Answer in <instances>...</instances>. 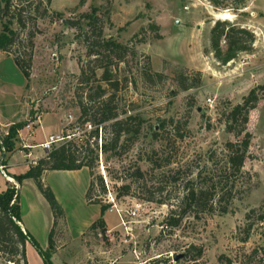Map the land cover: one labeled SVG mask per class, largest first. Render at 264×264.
Segmentation results:
<instances>
[{
    "label": "rangeland",
    "instance_id": "374dc122",
    "mask_svg": "<svg viewBox=\"0 0 264 264\" xmlns=\"http://www.w3.org/2000/svg\"><path fill=\"white\" fill-rule=\"evenodd\" d=\"M79 1L50 0L37 13L33 12L36 1L31 7L23 0L13 1L17 8L24 9L25 18L35 19L28 21L24 29L12 26L20 47H26L28 35H32L27 87L12 57L0 53V140L9 128H21L14 141L15 150L4 154L0 149V163L12 155L9 163H17L7 170L5 160L4 173L18 176L36 164L38 160L34 158L43 154L41 148H33L32 156H28L20 144L27 138L31 144H41L37 129L41 123L55 126L47 134L54 132L63 138L50 151L72 137L92 142L90 133L94 127L80 123L78 102L87 104L93 114L96 100L88 103L86 95L93 94L99 85L109 90V85L99 83V65L111 68L112 81L123 80L116 104L120 110L133 109V114H140L144 130L135 145L121 141L123 144L120 142L113 157L99 154L93 169L106 190L102 195L95 188L93 196L110 206L106 221L112 230L94 227L80 239H71L69 224L91 211L82 196L87 175L79 173L73 180L67 176L43 177L42 183L50 190L51 185L58 186V198L54 197L63 211L55 234L57 251L51 254V263L151 264L159 259L175 264L192 245L202 248L199 264H219L221 256L239 264L253 249L264 248V223L254 225L246 243L239 241L245 214L264 203V94L248 116L246 129L251 140L243 166L245 176L235 184L237 194L233 195L228 213L203 214L196 219L188 215L177 226L164 223L181 197L184 183L199 171L210 172V153L215 155L213 162L221 166L223 145L234 141L224 131L223 113L241 103L251 89L264 84V0H228L218 8L208 0H86L82 6ZM43 8L46 14L39 17ZM92 8L97 9L102 39L127 48L122 62H101V58L95 62L87 56L91 41L84 40L91 35L80 16ZM223 13H228V20L217 18ZM217 21L252 33V53H242L226 65L219 64L209 41L210 29ZM68 22L82 24V31ZM147 64L149 71L163 74L164 80L145 84L142 70ZM181 70L189 73V80L199 73L200 85L181 91L175 82ZM87 77H91L88 83ZM36 116L40 117V125L34 123ZM108 126L98 130L99 145L101 138H110L105 131ZM136 168L144 173L142 179L131 177ZM176 172L179 182L173 183L171 178ZM125 185L130 186L127 197L120 195ZM5 187L19 192L22 225L34 233L30 232L46 251L48 235H42L40 221H50L51 227L53 216L35 183L26 180L19 191L12 177L6 178L0 172V191ZM147 197H152L154 203L146 202ZM111 200L121 211L141 204L136 219H124L128 231L119 224L115 212H110ZM25 255L27 264H43L31 245L26 246Z\"/></svg>",
    "mask_w": 264,
    "mask_h": 264
},
{
    "label": "trees",
    "instance_id": "16d2710c",
    "mask_svg": "<svg viewBox=\"0 0 264 264\" xmlns=\"http://www.w3.org/2000/svg\"><path fill=\"white\" fill-rule=\"evenodd\" d=\"M14 0H0V53L11 56L15 66L21 72L25 86L28 85L30 78L29 71L31 68V50L32 35L29 34L26 40V47L17 45V33L12 30L16 25L19 29H24L28 21L34 20L24 17V9L17 8L13 4ZM36 1L33 12L37 13L42 8V4H49L50 0H23L24 4L31 7ZM86 0H80L79 5H84ZM214 8H218L220 3L228 0H208ZM39 17L46 14V10L41 9ZM97 9L92 8L88 14H81L85 28L88 29L90 37L85 38L88 43V57H93L94 61L101 58L107 61L122 62L124 55L128 53L126 47L113 40H103L101 29L98 28L99 18L96 16ZM59 16V14H55ZM44 17V16H43ZM72 27H77L78 23L68 22ZM82 24L78 25L79 31H82ZM210 50L214 59L221 65H226L234 61L239 54H250L253 51L254 36L248 30L230 24L229 22L217 21L209 32ZM26 51V52H25ZM104 52L105 54H102ZM134 55L132 52H130ZM102 69L100 82L110 86L109 90L102 89L99 85L93 94H87L85 100L88 103H94L96 100V109L90 114L91 108L82 101L78 102L80 112V123L89 124L94 127L90 133L92 142L79 141L75 137L69 141L52 148L44 158L39 159L34 166L21 175L12 177L18 186L26 180H32L38 192L48 204L53 216V221L48 233V249L42 250L36 240L21 227V215L19 204V193L12 187H5L0 191V264H27L25 249L27 245L35 248L43 264H52L50 261L51 254L57 251L55 242L56 228L58 223H62L63 211L57 203L52 191L42 183L44 175L52 171H78L86 168L89 173V185L85 193V201L88 205L99 207L100 217L90 226L89 229L99 227L101 231L105 230L103 216L109 209L108 204H102L101 200L94 198L93 192L97 188L102 195L105 194V186L101 177L95 176L93 169L98 161V155L109 154L111 157L116 155L121 141L135 145L143 134L144 121L140 114H133V109L120 110L116 104L117 93L123 80L112 81L111 68L98 66ZM142 80L145 84H153L164 80L161 73H152L149 71L148 64L146 69L142 70ZM83 74V73H82ZM187 71H179L175 76V82L181 91H187L197 88L200 85V74L195 73L194 78L189 80ZM91 77L86 78V83ZM125 83V81H124ZM264 94V84L256 86L242 98L241 103L228 107L223 113L224 131L234 137V141H228L223 145V160L221 166L213 162L214 154L207 163H211L210 172L199 171L187 180L182 187V195L173 210L169 213L170 217L164 222L170 226H177L186 216L190 215L195 219L199 215L218 213L227 214L233 195L237 194L236 182L241 180L245 173L243 172L244 162L247 158L248 148L250 145L251 135L247 132L249 113L255 109L257 103ZM109 124V139L101 138V144H98V130H102L103 125ZM18 128H9L7 135L0 140V149L4 154L11 153L15 150L14 141L17 137ZM122 143V142H121ZM122 143V144H123ZM84 154V156H82ZM5 162L3 160L2 164ZM144 173L136 168L132 174L134 179H142ZM173 183L179 182V174L176 172L171 178ZM8 185V182H5ZM130 186L121 187V196H129ZM146 202L154 203L152 197L145 198ZM162 204L161 202H155ZM256 223H264V203L258 209L248 211L244 216L243 227L241 228L242 236L239 239L241 243H246L250 238L252 229ZM203 251L201 247L189 246L185 252L178 258L175 264H199ZM262 257V258H261ZM219 264H232V262L223 256L218 258ZM165 264L167 261L155 259L151 264ZM239 264H264V248H255L249 255L244 256Z\"/></svg>",
    "mask_w": 264,
    "mask_h": 264
},
{
    "label": "crops",
    "instance_id": "0c3cea01",
    "mask_svg": "<svg viewBox=\"0 0 264 264\" xmlns=\"http://www.w3.org/2000/svg\"><path fill=\"white\" fill-rule=\"evenodd\" d=\"M41 124H42V126L40 125V127H38L37 129L40 132V135L42 137V142L41 143H43L49 136H55L56 133L53 132V133L47 134V132H52V131L55 130V126H52V124H50V123H44V124L41 123ZM1 126H2V124H0V127ZM21 141H22L21 144H20V145H22L21 148L24 149L25 152H28L30 154V156H32L31 150L33 148L37 147L38 145H40V143L38 145L29 143L28 142V138L25 139V140H21ZM28 147H30V149ZM43 155L44 154H42L38 158H34V159L39 160V159H41L43 157ZM13 156L14 155H12L11 157L8 156V158L5 159L6 161H8V163L5 162V168L7 170H10V169L12 170L17 165V163L16 164L9 163L10 160L13 159ZM79 173H86V175H87V179H86L87 186L83 188V192H82V196H83V198L85 200V193H86V190L88 188L89 181H90V179H89V173H88V170L86 168H82V169H80L78 171H52V172L46 173L44 175V178L49 177V176H51V177H55V176L64 177V176H67V178L69 177V179H72L73 180V179H75V178L77 179L79 177L78 176ZM21 188L22 187L19 186L18 190L20 191ZM50 188H51V191L54 194V196L56 198H58V195H57V192H59L58 186L56 187L54 185H51ZM65 191H67V188L65 189ZM84 203H85V205L87 204L86 201ZM87 207L89 209H91V211H90V213H89L88 216L78 217L75 220V222L69 224L70 237L73 240L80 239L89 230L90 226L100 217V210H99V207L98 206H95V205H87ZM85 208H86V206H85ZM106 216H107V213H105V215L103 216V221H104V224H105V228L107 230H112V228H110L108 226V223L106 221ZM40 223H41L40 224V231L42 232V235L43 234H47L48 235V232H49V229H50V221L49 222L48 221L47 222H43V223H42V221H40ZM21 227L23 228L24 231L26 230V232H28L30 234L31 231L29 232L25 228V226L23 227V225L21 224ZM32 234H34V233H32ZM39 246L41 248V245H39ZM41 249L43 250V248H41Z\"/></svg>",
    "mask_w": 264,
    "mask_h": 264
},
{
    "label": "built area",
    "instance_id": "2783aa9c",
    "mask_svg": "<svg viewBox=\"0 0 264 264\" xmlns=\"http://www.w3.org/2000/svg\"><path fill=\"white\" fill-rule=\"evenodd\" d=\"M210 103V101H208ZM34 123L36 125H40L41 121H40V117L36 116ZM63 138L59 137V136H49L43 143H41L40 145H38L37 147L41 148V150L43 151L44 156H47L48 153L50 152L51 146L54 143H57L59 141H61ZM30 149V147H28ZM30 156V154L28 155ZM0 172L2 174H4L3 171V167L0 165ZM109 203L112 204L110 212L114 211L115 214L118 217L119 220V224L124 228V230L128 231V222L125 221L124 219H136L138 217V212L141 208V204H135L132 208L127 209V210H118L116 205H113V201L111 200ZM127 222V223H126Z\"/></svg>",
    "mask_w": 264,
    "mask_h": 264
},
{
    "label": "bare ground",
    "instance_id": "6f19581e",
    "mask_svg": "<svg viewBox=\"0 0 264 264\" xmlns=\"http://www.w3.org/2000/svg\"><path fill=\"white\" fill-rule=\"evenodd\" d=\"M217 18L220 20H228L229 15H228V13H223V14L217 15Z\"/></svg>",
    "mask_w": 264,
    "mask_h": 264
},
{
    "label": "water",
    "instance_id": "95a60500",
    "mask_svg": "<svg viewBox=\"0 0 264 264\" xmlns=\"http://www.w3.org/2000/svg\"><path fill=\"white\" fill-rule=\"evenodd\" d=\"M3 157H4V156L2 155V158H3ZM13 181H14V180H13ZM177 259H178V258H177ZM177 259H176V260H177Z\"/></svg>",
    "mask_w": 264,
    "mask_h": 264
}]
</instances>
